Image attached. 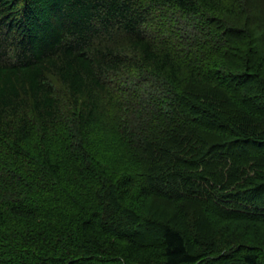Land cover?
Instances as JSON below:
<instances>
[{
    "label": "trees",
    "instance_id": "16d2710c",
    "mask_svg": "<svg viewBox=\"0 0 264 264\" xmlns=\"http://www.w3.org/2000/svg\"><path fill=\"white\" fill-rule=\"evenodd\" d=\"M223 222L264 225V0H0V264H264Z\"/></svg>",
    "mask_w": 264,
    "mask_h": 264
},
{
    "label": "rangeland",
    "instance_id": "374dc122",
    "mask_svg": "<svg viewBox=\"0 0 264 264\" xmlns=\"http://www.w3.org/2000/svg\"><path fill=\"white\" fill-rule=\"evenodd\" d=\"M100 151L105 154H111L108 151L112 153H118L119 151L114 150H106L104 148H99ZM114 151V152H113ZM105 156V155H104ZM157 205H161V202H157ZM167 210L170 212V208L167 206ZM161 216V215H159ZM167 216V215H166ZM164 215V217H166ZM166 218H163V220ZM215 231H222L223 233H220L218 237L224 238L226 241L230 240L234 243H238V241H245L247 243L251 241H256L259 244L264 245V225H249L248 223H240V222H223L219 224L218 227H216ZM218 234V232H217ZM253 239V240H252ZM249 241V242H248Z\"/></svg>",
    "mask_w": 264,
    "mask_h": 264
}]
</instances>
